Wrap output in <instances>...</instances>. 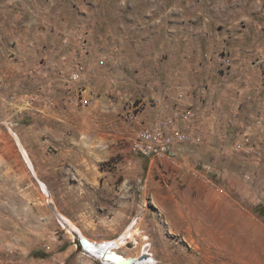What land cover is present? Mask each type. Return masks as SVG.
I'll use <instances>...</instances> for the list:
<instances>
[{
  "label": "rangeland",
  "instance_id": "1",
  "mask_svg": "<svg viewBox=\"0 0 264 264\" xmlns=\"http://www.w3.org/2000/svg\"><path fill=\"white\" fill-rule=\"evenodd\" d=\"M205 226L264 247V0H0V264H248Z\"/></svg>",
  "mask_w": 264,
  "mask_h": 264
},
{
  "label": "built area",
  "instance_id": "2",
  "mask_svg": "<svg viewBox=\"0 0 264 264\" xmlns=\"http://www.w3.org/2000/svg\"><path fill=\"white\" fill-rule=\"evenodd\" d=\"M185 140H188L186 134L175 130L171 126V121L164 124L153 122L145 126L137 135L133 142V149L146 157L173 160L176 157L175 145Z\"/></svg>",
  "mask_w": 264,
  "mask_h": 264
},
{
  "label": "bare ground",
  "instance_id": "3",
  "mask_svg": "<svg viewBox=\"0 0 264 264\" xmlns=\"http://www.w3.org/2000/svg\"><path fill=\"white\" fill-rule=\"evenodd\" d=\"M204 228H205L204 229L205 233L215 243L216 245L215 250L217 254L223 253L224 256L226 255L230 257V259L232 258L240 262L246 261L248 264L249 262L251 264H264V247H262L257 240L248 241L242 244L237 243L232 247L228 242V230H229L228 228L226 227L221 228L219 226H215V227L205 226ZM103 246L104 245L95 244L94 247L96 251L100 252L99 248H103ZM106 250L104 252H106ZM108 252H113L115 254H118L114 251H108ZM90 253L95 254L93 249L92 251H90ZM124 258H129V257H124ZM137 261L138 260H135L132 264H136ZM108 262L112 263L111 261Z\"/></svg>",
  "mask_w": 264,
  "mask_h": 264
},
{
  "label": "water",
  "instance_id": "4",
  "mask_svg": "<svg viewBox=\"0 0 264 264\" xmlns=\"http://www.w3.org/2000/svg\"><path fill=\"white\" fill-rule=\"evenodd\" d=\"M78 243L79 245L85 250V251H94L100 259H104L106 261H111L112 263L115 264H132L135 260L138 261H144L148 259V254L147 253H142L137 259L135 258H124L121 254H115L113 252H98L95 250V244L91 241H89L86 237L80 236L78 237ZM97 247V246H96Z\"/></svg>",
  "mask_w": 264,
  "mask_h": 264
}]
</instances>
